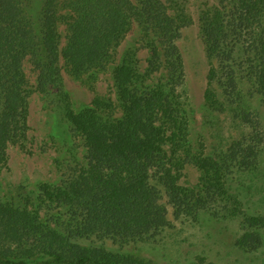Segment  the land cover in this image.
<instances>
[{"label": "trees", "instance_id": "16d2710c", "mask_svg": "<svg viewBox=\"0 0 264 264\" xmlns=\"http://www.w3.org/2000/svg\"><path fill=\"white\" fill-rule=\"evenodd\" d=\"M190 20L185 0H0V165L28 130L25 57L38 72V90L56 98L62 119L83 139V162L66 166L58 183L40 184L37 208L0 200V264H157L106 246L159 242L173 227L164 198L176 220L241 216L235 245L247 254L264 245V217L240 209L251 189L242 181L262 172V137L247 98L253 92L264 102V0H215L201 13L205 107L247 130L205 153L188 137L177 46ZM133 25L140 41L115 64ZM60 60L73 77L111 66L113 97L74 110ZM185 165L201 173L197 191L178 183ZM41 210L53 212L49 220Z\"/></svg>", "mask_w": 264, "mask_h": 264}, {"label": "rangeland", "instance_id": "374dc122", "mask_svg": "<svg viewBox=\"0 0 264 264\" xmlns=\"http://www.w3.org/2000/svg\"><path fill=\"white\" fill-rule=\"evenodd\" d=\"M214 3L215 0H185L186 13L191 20L181 30L177 40L183 61V98L189 115L188 137L195 151L203 153L216 144V141L229 143V140L240 137L243 131H247H240L225 113L210 111L204 104L209 62L201 40L199 19L201 13ZM59 13L64 15L66 11ZM58 31L62 46L66 34L63 22L58 23ZM140 37L139 29L133 25L115 50V64L119 63L127 48L137 46ZM146 56L147 51L140 48L137 58L142 67L146 66ZM59 66L63 91L74 110L78 111L90 104L94 97H113L111 66L79 77L71 76L62 60ZM22 69L30 90L26 115L28 130L21 143L9 145L6 151L7 161L0 165V200L28 205L34 210L39 206L37 202L34 203V191L39 185L58 183L66 166L76 167L80 163L83 157V139L75 135L68 123L62 119L56 98L38 90V72L27 57L23 59ZM247 102L252 107L251 110L256 109L253 110L252 117L262 137V172L254 181L252 179V183L247 179L242 181L251 189L242 193L243 206L240 209L243 213L264 217V102L253 92H250ZM200 176L197 168L185 165L178 183L186 189L197 191L201 184ZM163 201L166 203L167 219L173 227L161 235L159 242L130 244L123 249L107 244L108 250L120 251L157 264H264V245L257 252L248 254L235 245L241 234V216L238 220L231 219L226 222L213 217H206L200 222L190 219L176 220L172 207L165 198ZM52 214L51 211H40L42 220H49Z\"/></svg>", "mask_w": 264, "mask_h": 264}]
</instances>
